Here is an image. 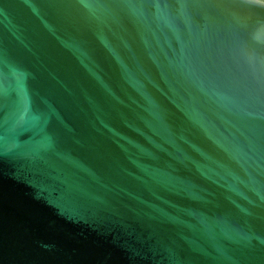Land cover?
Masks as SVG:
<instances>
[{"label": "water", "instance_id": "1", "mask_svg": "<svg viewBox=\"0 0 264 264\" xmlns=\"http://www.w3.org/2000/svg\"><path fill=\"white\" fill-rule=\"evenodd\" d=\"M0 264H264V0H0Z\"/></svg>", "mask_w": 264, "mask_h": 264}]
</instances>
